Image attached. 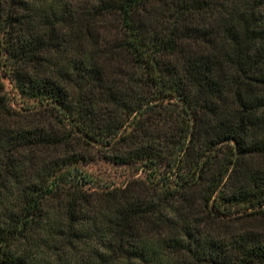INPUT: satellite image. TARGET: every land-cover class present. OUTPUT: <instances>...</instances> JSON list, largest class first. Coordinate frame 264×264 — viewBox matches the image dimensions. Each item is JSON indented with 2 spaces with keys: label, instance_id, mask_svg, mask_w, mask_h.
Here are the masks:
<instances>
[{
  "label": "trees",
  "instance_id": "1",
  "mask_svg": "<svg viewBox=\"0 0 264 264\" xmlns=\"http://www.w3.org/2000/svg\"><path fill=\"white\" fill-rule=\"evenodd\" d=\"M0 264H264V0H0Z\"/></svg>",
  "mask_w": 264,
  "mask_h": 264
},
{
  "label": "rangeland",
  "instance_id": "2",
  "mask_svg": "<svg viewBox=\"0 0 264 264\" xmlns=\"http://www.w3.org/2000/svg\"><path fill=\"white\" fill-rule=\"evenodd\" d=\"M16 103L19 102L18 98H15ZM91 171L95 176L101 177L106 181H114L116 183H122L128 175L131 174L130 170L124 167L114 166L100 162L91 168Z\"/></svg>",
  "mask_w": 264,
  "mask_h": 264
}]
</instances>
